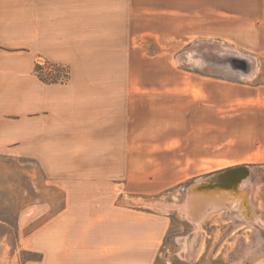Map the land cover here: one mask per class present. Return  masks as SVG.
I'll return each instance as SVG.
<instances>
[{"label":"crops","instance_id":"crops-1","mask_svg":"<svg viewBox=\"0 0 264 264\" xmlns=\"http://www.w3.org/2000/svg\"><path fill=\"white\" fill-rule=\"evenodd\" d=\"M217 44L264 58V0H0V153L60 177L61 221L82 223L34 231L28 239H48L32 242L43 256L35 264H136V236L115 229L114 201L134 191L136 143L151 141L159 94H181L186 77L214 78L191 63ZM41 62L66 81H42Z\"/></svg>","mask_w":264,"mask_h":264},{"label":"rangeland","instance_id":"rangeland-1","mask_svg":"<svg viewBox=\"0 0 264 264\" xmlns=\"http://www.w3.org/2000/svg\"><path fill=\"white\" fill-rule=\"evenodd\" d=\"M216 47L215 55L203 56L214 60L213 66L202 65L201 60L199 64L197 59L203 58L199 56L191 63L194 72L214 78L186 77L181 94H159L163 111L153 114L144 131L151 141L136 143L134 191L121 190L114 201L119 216L115 229L136 236V264H264V98L255 96L257 90L264 91V58ZM233 58L247 60L253 69L250 74L230 66L228 60ZM141 112L137 111V123L143 121ZM245 165L251 167L250 202L259 222L243 224L233 216L235 209L231 213L217 205L209 211L215 210L213 215L207 212L197 223L183 214L181 189L186 184ZM58 179L62 180L45 174L33 160L0 153V256L12 249L0 264L41 262V252L30 246L48 239L28 237L43 225L47 230L82 225L61 221L69 207ZM73 209L82 214L83 208Z\"/></svg>","mask_w":264,"mask_h":264},{"label":"water","instance_id":"water-1","mask_svg":"<svg viewBox=\"0 0 264 264\" xmlns=\"http://www.w3.org/2000/svg\"><path fill=\"white\" fill-rule=\"evenodd\" d=\"M244 75L250 73L252 67L246 60L233 59ZM251 167L237 166L219 172L207 174L203 177L193 179L181 190L183 192V214L192 222L197 223L214 206H224L231 211V206L238 203L234 208L233 216L242 219L246 224L255 222L256 215L253 213L251 201V187L249 178ZM223 194L225 204L217 201V196ZM207 200V202H205Z\"/></svg>","mask_w":264,"mask_h":264},{"label":"built area","instance_id":"built-area-1","mask_svg":"<svg viewBox=\"0 0 264 264\" xmlns=\"http://www.w3.org/2000/svg\"><path fill=\"white\" fill-rule=\"evenodd\" d=\"M37 67H39L37 74L42 80L51 81L52 77H58L60 79L59 83H64L65 82L64 79L66 80V76H65L66 74L65 72H63L62 68L54 67L44 62H41ZM54 68L57 70H61L62 74L58 75V73L54 71Z\"/></svg>","mask_w":264,"mask_h":264},{"label":"bare ground","instance_id":"bare-ground-1","mask_svg":"<svg viewBox=\"0 0 264 264\" xmlns=\"http://www.w3.org/2000/svg\"><path fill=\"white\" fill-rule=\"evenodd\" d=\"M224 49H225V48H224ZM249 74H250V73H249ZM249 74H248V75H249ZM243 76H244V75H243ZM249 180H250V179H249ZM217 201H218L219 203H221V204H225V203H226V202H225L226 200H225V197H224L223 194H220V195L217 196ZM205 202H207V200H205ZM250 203H251V202H250ZM251 205H252V203H251ZM232 206H234V207H232ZM232 206H231L232 209H234V208L237 209V208L239 207L238 203H234ZM217 207H218V206H217ZM223 207H224V206H223ZM253 208H254V206H253ZM215 209H216V208H215ZM222 209H223V208H222ZM213 210H214V209H213ZM226 210H227V209H226ZM214 211H215V210H214ZM214 211H213V212H214ZM223 211H225V210H223ZM223 211H222V212H223ZM213 212H211L212 215H213ZM227 212H228V210H227ZM229 212H230V211H229ZM211 213H210V214H211ZM231 213H232V211H231ZM253 213H254V212H253ZM208 214H209V212L207 213V215H208ZM210 214H209V215H210ZM207 215H206V216H207ZM227 215H228V214H227ZM229 215L231 216V214H229ZM255 215H256V214H255ZM256 217H257V215H256ZM231 218H232V217H231ZM233 219H234V218H233ZM235 219H237V218H235ZM240 220H241V219H240ZM241 221H242V220H241ZM255 221H258V220H255ZM243 222H244V221H243ZM258 222H259V221H258ZM233 223H234V222H233ZM240 224H241V223H240ZM243 224H245V222H244ZM255 224H256V223H255ZM195 226H196V225H195ZM241 226H242V225H241ZM246 226H247V225H246ZM252 227H254V226H252ZM181 240H182V239H181ZM185 240H186V239H185ZM182 241H183V240H182ZM185 243H186V242H185ZM186 244H187V243H186ZM186 251H187V250H186Z\"/></svg>","mask_w":264,"mask_h":264},{"label":"trees","instance_id":"trees-1","mask_svg":"<svg viewBox=\"0 0 264 264\" xmlns=\"http://www.w3.org/2000/svg\"><path fill=\"white\" fill-rule=\"evenodd\" d=\"M39 70V67H37V69H36V72ZM41 79V78H40ZM42 80V79H41ZM42 81H45V82H48V83H54V81H49V80H42Z\"/></svg>","mask_w":264,"mask_h":264}]
</instances>
